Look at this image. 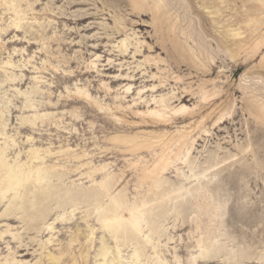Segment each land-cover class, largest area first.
<instances>
[{
    "label": "rangeland",
    "instance_id": "374dc122",
    "mask_svg": "<svg viewBox=\"0 0 264 264\" xmlns=\"http://www.w3.org/2000/svg\"><path fill=\"white\" fill-rule=\"evenodd\" d=\"M6 3H14L16 8L10 10L3 6ZM246 5L241 3L227 10L221 22L235 20L246 10ZM200 11L205 10L202 7ZM190 15L183 28L190 32L194 26L197 42L171 43L163 32L167 27L162 31L150 15H135L126 0H0V129H4L0 132V143H9L10 161L20 155L19 161L25 162L28 150L34 146L41 150L40 158H44L46 166L64 167L40 185L22 191L17 199L9 194L0 201V262L52 264L53 255L60 259L56 264L70 260L97 264L101 241L113 245L115 241L110 240L97 222L100 212L95 208H105L109 199L94 194L96 188L88 177L87 164L92 163V170L109 164L108 173L112 176L123 172L124 183L112 195H121L124 203L134 202L144 194L145 187L135 189L139 172L129 164L138 161V168L151 164L156 159L154 151L133 155L124 146L112 145L109 139L117 134L144 136L147 132H161L164 128L151 126L135 112L147 111L154 98L174 97V106L180 105L178 100L188 93L185 104L197 106L195 116L178 118L165 130L169 134H175L182 127L193 131L194 122L213 108L212 104L201 101L204 89L212 92L218 85L231 92L240 85L245 73L247 77L252 76L256 67L264 65V47L247 66L223 63L220 57L226 53L217 46L215 38L225 35L227 28L215 22L210 28L199 23L195 13ZM19 16L21 19L17 20ZM262 19L264 13L247 23L254 26ZM14 24L20 29H14ZM262 28L264 34V25ZM123 43L127 48L122 47ZM247 43L253 46V42ZM128 86L132 89L127 92ZM83 91H88L89 101L75 99ZM229 94L218 104L222 101L228 107L233 106L235 120L222 126L223 132H219L213 127V116L202 128L209 131L208 137L198 138L202 134L200 129L190 136V140L198 138L191 160H197L200 166L213 156L224 159L226 154L236 155L235 159L240 160L242 156L231 147L251 146L248 135H253L254 114L242 104L245 98L242 93L235 95V105ZM29 137L32 141H28ZM262 139L264 134L254 155L243 160L246 168L240 177L246 197L235 202L232 209L211 225L208 217H204L205 226L198 232V218L191 213L196 211L193 199L188 198L179 215L174 202L164 204L147 215V227L153 229V238L159 239V244L153 245L158 251L144 252L142 248V254L170 262L177 256L187 260L196 254L193 249L199 250L194 247L203 232L207 248L214 253L211 264H261L264 259V232L260 229L264 210ZM169 148L177 151L175 146L165 149ZM46 150L54 155L45 154ZM81 155H85L82 160L74 159ZM183 172L186 176L190 174L188 168ZM168 173V185H179L183 180L174 169ZM94 175L100 181L101 173ZM44 191H51L53 195L42 202ZM248 206L257 209L245 214L236 212L238 207ZM73 208L77 209L74 217L59 219L65 213L71 214ZM242 215L246 217L244 222L239 221ZM53 221H56L55 232H50L47 225ZM92 230H95V239L89 243ZM50 237H53L51 243ZM136 242L143 244L140 240ZM121 248L124 258L130 259L135 250L133 241L122 240ZM114 256L108 257L109 264Z\"/></svg>",
    "mask_w": 264,
    "mask_h": 264
},
{
    "label": "bare ground",
    "instance_id": "6f19581e",
    "mask_svg": "<svg viewBox=\"0 0 264 264\" xmlns=\"http://www.w3.org/2000/svg\"><path fill=\"white\" fill-rule=\"evenodd\" d=\"M126 3L131 7L135 15L141 17L150 15L153 21L158 23V27L162 29V31L164 27H167L163 32H165L164 35L167 36L171 43L179 40H184L186 43L190 41L193 43L197 42V33L195 32L194 26H192L190 32L183 28V24L186 20H190L191 12L196 14L200 20L199 23L210 25V28L215 25L214 22L218 25L219 23H223L219 26H222L221 28L223 29L227 28L225 35L215 38L218 44L217 46H219L220 49L222 48L226 53L225 56L222 55V57H220L223 63L232 62L233 64L238 63V65L241 63L242 66H247L255 60L264 47V41L261 42V39H264V34L262 33L264 20H259L255 24L252 23L254 26L247 23L263 15L264 3H262L261 0H126ZM241 3L247 4V8L244 12L240 13L235 20L232 19L233 21L226 20L225 22L224 19V22H221L227 10ZM202 7L205 11H200ZM20 19V16L17 17V20ZM14 26V29H20L18 24H14ZM249 26L251 27L249 28ZM247 42H253V46L251 44L252 47H249ZM122 47L127 48L126 43H123ZM173 51L176 52L174 49L172 52ZM211 62H214V59H212ZM94 66L96 65L94 64ZM214 69L215 67L212 68V70ZM252 74V76L247 77V73H245L241 77L240 85L231 92L226 90L224 86L218 85L214 86L212 92L204 89L201 101L206 104H212L213 108L212 110L210 109L211 112L207 115H201V119L194 122L193 131H187L185 127H182L178 129L175 134H169V131L165 130L178 118L181 119L186 116L192 119V117L195 116L197 106L191 107L185 104V100L189 96V93L178 100L181 101L180 105L174 106V97H161L159 100L154 98L152 105H148L147 111L135 112L142 120L147 119L151 123V126L157 129L162 127L164 130L161 129L159 133L147 132L144 136L136 134H117L112 136L109 142L114 146H124L125 151L133 155L138 152L152 150V152L154 151L156 159H154L151 164L147 163L143 167H141L142 164L140 166L141 168H138V161L130 162V167L139 172L135 189L138 190L145 187L144 194L139 198L136 197L135 201L132 203H124V199L122 200L123 197L119 194L112 195L113 190L124 183L123 178L125 174L123 172L119 175L112 176L108 173L109 164L101 165L95 168V170H92L94 169L91 167L92 163L87 164L89 168L88 177L96 188L94 194L96 197L103 195L109 199V204L107 206L105 205V208H102L103 206H97L95 208V210L100 212L98 220L116 219L117 217L128 220L132 212L136 208L142 207L144 204L149 205V208L145 210L149 215L153 213L155 209L161 208L164 204L167 205L173 202L174 208L179 215L190 197L196 202V211L194 210L191 213L195 214L198 218V222L196 223L198 232L202 231V227L206 221L204 217H208L207 222L211 225L216 221V218L223 216L228 210L232 209L236 204L235 202L246 197L247 191L240 177V173L244 172L246 168L243 160L245 158L247 159L249 155H254L255 147L261 146L260 139L264 134V65L262 64L256 67ZM226 83L228 86L230 85L229 82H223V85ZM129 88H131V86H128L126 91ZM153 88L155 89L157 86ZM239 92L245 96V98L243 97L242 103L244 107L249 109L248 112H251L250 114H254V118H251L253 135H248L250 137L251 146L243 148L234 145L231 147L233 151L237 152L238 156H242L240 160L235 159L236 155L228 156V154H226L224 155V159H217V156H213L211 160H207L200 166L197 160H191V153L198 138H203V135L209 136V131L207 129H202L203 126L207 120L214 116V129L223 132L222 126L231 124L235 120L233 115L234 107L229 106V108L227 105L223 104L224 102L221 101L222 104H218V102L229 94L233 101V105H235L234 97ZM75 99L89 101L90 95L88 91H83L80 92L79 96ZM151 113H156L157 115H152ZM2 126L3 125H1V127ZM190 128L193 127L191 126ZM196 129H200L202 134H199L198 138L195 137L190 140L191 134ZM1 131H4V129H0V132ZM242 134L243 133H240L239 135ZM28 141L32 140L28 139ZM169 146H175L177 151L173 149L170 150V148L168 149L170 151L165 149ZM156 148L160 151L156 150ZM8 150L9 143L7 141L0 143V194H2L0 195V201L4 200L9 194L17 199V196L21 195L22 191L26 189L30 190L32 185H40L43 181L48 179L50 174L64 169L61 164L46 166L44 158H40L41 150L35 149L34 146L28 150L27 160L25 162L19 161L20 155L17 156V159L15 158L16 160L10 161L7 156ZM68 152L69 150L61 151L59 154ZM44 153L50 156L54 155L50 150H46ZM84 157L85 155L74 156V159L79 161ZM257 164L258 167H260V163L258 162ZM178 165H181V167ZM186 168H188L190 172L187 176L183 172ZM172 169H174L178 178L183 179L179 185H168L166 176ZM254 169L257 170L256 168ZM258 171L260 172V170ZM96 172L102 175L100 181H98L96 175H94ZM51 193V191H44L43 195L41 194V197H43L41 198L39 195L38 198L40 197L41 200L43 199L42 202L46 201V198H48ZM73 202H71V204ZM244 208L247 209L248 213L257 209L254 206ZM44 215L45 214H43L42 217ZM245 218V215H242L239 221L244 222ZM148 230L154 234L152 228H148ZM203 234L202 232L200 238L197 239L196 247L194 248L199 249L203 246L208 249L205 239L202 238ZM134 239L139 240V238L129 236L127 241H133ZM98 256L103 259L102 247ZM114 258L119 259L120 256H114L113 259ZM50 260L52 264H56L60 259L52 255ZM0 264L13 263L6 261L0 262Z\"/></svg>",
    "mask_w": 264,
    "mask_h": 264
},
{
    "label": "snow or ice",
    "instance_id": "6c2138e0",
    "mask_svg": "<svg viewBox=\"0 0 264 264\" xmlns=\"http://www.w3.org/2000/svg\"><path fill=\"white\" fill-rule=\"evenodd\" d=\"M264 3V0H261ZM8 9L16 8L14 3H6L3 5ZM31 7L32 5H28ZM127 91H131V88L127 89ZM152 115H157L156 113H151ZM163 118V117H161ZM31 139V137H29ZM2 195V194H0ZM262 204H264V197H262ZM149 208L148 204H144L142 207L136 208L131 217L128 220L123 219L122 217H117L116 219H100L97 222L102 226V230L110 237L111 241H115V244H105L104 241H101L102 244V254L103 259L100 256L97 257V264H109L108 257L114 256L115 254H119V259H112L111 264H211L212 256L214 255L211 249H206L201 246L199 250L193 249L196 252L195 255H190L187 260L181 259L179 256L176 257L174 261L167 260H158L155 257L148 258L144 254H142L141 249L143 248L144 252L158 251L157 248L153 247V245L159 244V239H155L152 236V233L149 232L147 225L149 224V220L147 218V212L145 211ZM77 209L73 208L72 213H65L64 216L59 217L60 220H65L69 216L74 217ZM236 212L240 214H245L247 209L244 207H238ZM56 221H53L52 224L47 225V228L50 232H55ZM260 229L264 232V210L261 212L260 217ZM139 238L143 244L136 242L133 240V247L136 249L131 252V258L125 259L124 253L121 248L122 240H125L129 237ZM2 238V237H0ZM53 237L49 238V243H51ZM95 239V230H92L89 233V243H91ZM160 239H164V237H160ZM14 264V262H13ZM36 264H40L39 261ZM66 264H79L78 261H68ZM261 264H264V259L261 260Z\"/></svg>",
    "mask_w": 264,
    "mask_h": 264
}]
</instances>
